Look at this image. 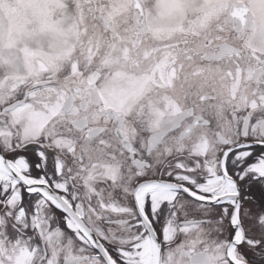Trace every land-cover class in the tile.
<instances>
[{
	"label": "snow or ice",
	"instance_id": "obj_1",
	"mask_svg": "<svg viewBox=\"0 0 264 264\" xmlns=\"http://www.w3.org/2000/svg\"><path fill=\"white\" fill-rule=\"evenodd\" d=\"M0 264H264V0H0Z\"/></svg>",
	"mask_w": 264,
	"mask_h": 264
}]
</instances>
